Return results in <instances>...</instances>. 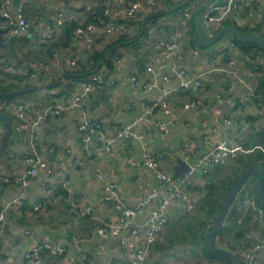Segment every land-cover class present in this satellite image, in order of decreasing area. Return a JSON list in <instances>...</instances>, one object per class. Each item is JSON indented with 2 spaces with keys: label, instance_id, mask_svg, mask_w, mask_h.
I'll return each mask as SVG.
<instances>
[{
  "label": "crops",
  "instance_id": "0c3cea01",
  "mask_svg": "<svg viewBox=\"0 0 264 264\" xmlns=\"http://www.w3.org/2000/svg\"><path fill=\"white\" fill-rule=\"evenodd\" d=\"M3 1L0 0V15L3 11L10 16H14L22 2L10 0L2 10ZM208 1L201 0L203 4ZM102 2L110 19L125 20L127 0H30L25 8L28 29L21 35L22 39H13L7 20L0 16V31H4L0 42V82L10 85V92L22 89L28 81L32 86L57 83L55 88L45 87L0 102V113L10 118L13 126L5 155L0 158V186L5 187L0 195V210L22 193V182L27 181L20 205L12 206L6 214L5 232L0 237L4 264H26V252L44 243L59 247L63 253L58 256L45 252L41 264H82L83 259L86 263L93 260L96 264H129L132 253L122 240L130 232L110 235L107 239L97 232L101 222L111 223L118 217L108 201L99 203L107 196L105 187L116 185L125 205L135 207L148 192L164 191L159 188L154 171L142 165L146 151L160 155L159 169L179 179L182 176L176 177L173 169L179 162L193 165L217 144L240 145L247 140L252 127L259 130L264 126V103L259 105L252 100L259 78L257 71L264 64L261 52L244 53L229 37L204 50L190 44L189 38L183 49L160 56L154 47L160 40L170 39L181 14L179 11L164 14L150 23L152 16L164 13L167 8L164 0H156L155 6L145 0L134 21L126 20L132 24L124 35L129 38L137 35L141 22L150 17L147 33L138 44L129 43L113 54L112 69L102 71L103 85L83 101L87 115L101 123V133L85 146L79 130L82 112L68 107L55 114L50 107L58 103L67 106L81 92L84 80L74 81L72 78L76 77L68 71L80 70L81 62L91 65L86 38L98 42L97 49L102 51L119 36H107L106 27L90 30L89 26L87 29L92 33L77 29L67 47H55L49 54L48 46L60 43L63 38L62 26L56 24L59 16L64 23L81 24L86 12L100 7ZM244 13L242 9L226 20L228 25L252 30L264 16V0L256 2L250 14ZM49 22L52 37L44 41ZM68 58L77 61L75 69L67 67ZM176 69H183L187 80L201 72L209 74L202 89L189 86L179 91L183 79L175 75ZM20 75L26 77L23 83L18 80ZM165 76L168 83L164 82ZM134 79L139 85L134 84ZM148 83H155V88H143ZM160 97L169 103L170 113L165 115L160 110L145 113L142 104ZM190 103L195 105L185 108ZM18 104L22 106L25 121L30 126L36 123L33 128L38 134L36 146L47 165L35 177L27 175L29 165L25 160L29 131L15 128ZM257 115H262L260 121L253 124L247 121ZM126 125H132L134 136L117 139L118 131ZM160 125L164 126L163 130ZM0 128L5 131L1 122ZM229 162L226 158L218 171L214 170L215 166L211 175L190 178L185 198L164 211L167 225L149 245L146 264H226L205 256L202 248L194 245V230L198 236L201 231L191 217L205 196L208 180L226 179ZM158 205L157 199L152 200L137 218V224H145L158 211ZM87 207L93 209L92 215L84 216ZM187 215L191 216L186 218ZM222 229L215 238L217 247L236 253L243 264L246 253L254 255L255 264H264V249L254 251L256 245L264 244L262 227L253 211L242 204L240 196Z\"/></svg>",
  "mask_w": 264,
  "mask_h": 264
},
{
  "label": "built area",
  "instance_id": "2783aa9c",
  "mask_svg": "<svg viewBox=\"0 0 264 264\" xmlns=\"http://www.w3.org/2000/svg\"><path fill=\"white\" fill-rule=\"evenodd\" d=\"M30 0H22L16 8L14 16H10L6 12L2 11L0 15L1 18L6 19L7 23L11 28H9V33L11 37H18L25 33L28 29V23L24 16V10L27 3ZM145 0H127V9L125 13L124 21H117L111 19L110 23L105 28V34L107 36H121L126 34L130 29L126 25L127 21H133L138 13L142 10ZM151 6L156 5V0H147ZM180 2L182 0H176ZM261 0H219V6L216 9V13L213 15H207L205 19V27L208 32L212 33L217 31L221 24L226 20L231 18L233 15L241 12L243 9H248V14L253 11V5ZM10 2V0H4L1 8L4 10L5 6ZM105 15L109 16V11H105ZM110 17V16H109ZM193 17V12L191 8L183 10L181 16L178 18L175 29L172 31L170 39L160 40L158 44L154 47L157 54L160 56H165L172 53L175 50L183 49L185 43L190 37L191 31V20ZM63 18L59 16L57 18V26H61L63 23ZM94 29L92 27L89 28ZM47 34L44 37V41L50 40L52 37V29L48 27ZM187 40V41H186ZM87 49H92L93 40L88 37L86 38ZM66 65L69 69L73 70L78 66L75 59H67ZM105 67H102L99 72L92 74L87 77L81 84V92L76 95L69 103L65 106L64 104L58 103L50 107L55 114H61L68 107L77 108L82 112L83 120L79 126L81 132V140L85 146H88L94 137L101 133V123L100 120L94 117H89L86 111L83 109V101L96 87L103 85L104 79L102 76V71ZM175 75L183 79L180 84L179 91L186 90L189 86H193L197 89L203 88V81L208 76L209 72H201L197 75H193L190 79H186L185 71L183 69L173 70ZM164 82L168 83L169 78L167 76L163 77ZM50 78L48 77V81ZM134 84L137 81L133 80ZM155 83H148L143 86L147 90L155 88ZM166 97V96H165ZM165 97L157 98L149 104L143 103L142 108L145 113H153L154 111L160 110L165 115L170 113V106ZM195 103H190L185 105V108L194 106ZM16 109V123L15 128L17 131L23 129H28L29 133L26 136L27 148L25 150V160L29 165V171L27 175L29 177H35L40 171L46 170L47 165L38 152L36 146V140L38 134L33 129L36 123L28 124L25 121L24 112L20 104L15 106ZM160 129L163 130L164 126L160 125ZM5 131L0 128V138L3 137ZM134 133L132 131V125H126L121 130L118 131L117 139H127L133 137ZM137 139H140L137 137ZM106 149H108L106 147ZM243 148L241 145L229 146L223 144H217L215 147L211 148L208 153L202 156L196 163L189 166V171L179 179H175L170 173L164 172L159 169V161L161 159L160 155H154L153 153L146 151L143 154L142 165L146 168L154 171L157 183L160 189H164L163 193L156 190L148 192L144 198L135 206L128 207L123 202L122 198L119 196L117 191V186L114 184H109L105 187L107 196L102 197L99 203H104L105 201H112L115 210L118 212V217L116 221L111 223L101 222L97 230L98 235L102 239H107L110 235H118L124 231H129V235L124 237L122 244L131 251L132 256L130 258L129 264H146L148 256V247L153 243L158 236L161 235L163 230L167 225V218L164 215V211L171 205L182 201L185 198L186 191L185 187L190 178L198 174L206 175L210 173L215 166L223 163L227 157H235L236 155L243 153ZM24 190L22 193L9 203L5 204L0 210V237L4 235L5 224H6V214L7 211L12 206H19L22 198L25 197V190L27 187V181L22 182ZM253 184L248 181L241 191L240 199L242 204L246 205L249 209L253 211L256 221L262 227V241H264V210L257 204L254 199ZM157 199L159 201L158 211H154L150 218L143 225L137 224V218L144 212L146 207L152 200ZM92 208L87 207L83 211V215H92ZM264 249V244L260 243L254 247V251ZM50 253L54 255L61 256L62 249L50 244H39L26 252V264H41V256L45 253ZM85 261L84 259L82 262ZM0 264L3 263V256L0 252ZM87 264H96L93 260H89ZM244 264H255L254 255L251 253L244 254Z\"/></svg>",
  "mask_w": 264,
  "mask_h": 264
},
{
  "label": "trees",
  "instance_id": "16d2710c",
  "mask_svg": "<svg viewBox=\"0 0 264 264\" xmlns=\"http://www.w3.org/2000/svg\"><path fill=\"white\" fill-rule=\"evenodd\" d=\"M174 0H169V2H172ZM206 4H203L201 2V0H195L193 1L189 6L182 8L179 10L180 14H182L183 10L187 9V8H191L192 12H193V17L191 20V31H190V44L194 45L192 37H193V32H194V27H195V19L196 16L200 13V11L204 8ZM219 6V2L218 4L212 8V10L208 13L209 15H213L216 13V9ZM253 7H255V4L253 5ZM105 6L102 2V5L100 7H97L96 9H93L91 11L86 12V17L85 19L81 22V24H78L75 21H67V22H63L62 26V30H63V38L61 40L60 43H51L48 46V50H49V54H51V51L55 48V47H67L70 42H71V38L74 36V32L77 29H81V30H87V32L89 31L87 28L90 26L92 28L95 27H100V28H104L106 27L111 19L109 16L105 15ZM242 14V13H241ZM245 15H248V9H245ZM155 15V14H153ZM158 15V16H157ZM163 12H158L156 13L155 16H152V18L149 20L150 23L155 22L156 20H158L159 17L163 16ZM24 16H25V10H24ZM26 19V16H25ZM27 21V20H26ZM134 21V20H133ZM132 21V22H133ZM132 22H126V25L128 26V28L130 27V25L132 24ZM28 23V22H27ZM229 22L225 21L223 23V26L228 25ZM51 27V23H48ZM135 23H133L134 25ZM147 24V23H146ZM149 24V22H148ZM140 25V24H139ZM234 26V25H233ZM9 28H11V26L8 25V30ZM240 30H245L251 33H255V34H264L263 30H264V16H262L259 24L255 25V27L252 30H248L246 27H237ZM140 29H138V33L139 34ZM88 33H92V32H88ZM147 33V29L145 28V31L143 33V35L141 37H143L145 34ZM89 35V34H88ZM135 35L132 38L126 37V35H122L117 39H114L113 41H111L109 43V45L106 46L105 49H103L102 51H99L97 49V44L98 42H93L92 45V49H88L90 51V56H91V65H84L82 62L79 65L80 68L78 67V69L80 70H76L75 71H68V73H71V75H75L74 77L76 78H72L74 81H83L85 80L87 77H89L90 75H88L87 77L82 78L83 75H86L88 73H91L95 67L100 64L99 66V70H101L102 66H105V69L107 70H111L113 67V63H114V59L112 55L109 59L103 61V59L105 58L107 52L117 43L120 42H127L130 40L135 39V37L137 36ZM22 39L21 35L18 37H13L14 38H19ZM139 39L131 42L129 45H136L139 43ZM232 41L234 43V45L239 48L240 50H242L244 53H248L251 50H257L259 52H261V56L264 58V47H260V46H256V45H252V44H243L239 41H237L236 39L232 38ZM257 51L254 52L255 55H257ZM98 70V72H99ZM258 81L256 84V89L254 92V95L252 97V100L254 103L256 104H262L264 103V64L262 66H259L258 69ZM14 78V77H13ZM24 78L26 77H22L20 75V78L18 79L20 81V83L24 82ZM26 81V80H25ZM12 89V87L10 85H3L2 82H0V93H7L10 92V90ZM14 98H3L0 99V102L5 101V102H9L11 100H13ZM262 115H257L256 117H252L247 119V121L250 124H253L255 122H258L261 120ZM253 129L252 132L249 133L247 140L242 144H240L243 148V153H240L238 155H236L235 157H227L229 162V174L226 176L225 180H213V178H210L208 180V183L206 185V193L205 196L201 199L200 202V206L197 209V212L195 215H193L191 218H193L195 221H197V225L199 227V230L201 231V233L196 234V230L195 231V238H194V245L197 247L202 248V251L204 253L205 256L211 258V259H217L215 256H213L212 254H210L209 252L206 251L205 249V237H206V231L207 233L209 232L213 222L215 221V218L218 214V212L221 209V206L228 194V192L230 191V189L232 188V186L234 185V183L236 182V180L239 178V176L243 173V171L245 169H247L250 166L253 165H262L264 167V126L261 127L259 130L258 129H254L253 127L251 128ZM1 139V138H0ZM218 166H216V168L214 169L215 171H218ZM212 170L210 173H208V175L213 174ZM214 171V172H215ZM207 175V176H208ZM249 181L253 184V190H254V199L257 202V204L264 210V207H262L259 204V201L257 199V195H256V183L254 178H250ZM233 209V208H232ZM231 209V211H232ZM230 211V213H231ZM229 213V215H230ZM191 215H187L186 218H189ZM192 228L190 227L189 230H191ZM164 231V230H163ZM223 229L217 234V236H219L222 233ZM163 233V232H162ZM82 264H87L86 261H83Z\"/></svg>",
  "mask_w": 264,
  "mask_h": 264
},
{
  "label": "water",
  "instance_id": "95a60500",
  "mask_svg": "<svg viewBox=\"0 0 264 264\" xmlns=\"http://www.w3.org/2000/svg\"><path fill=\"white\" fill-rule=\"evenodd\" d=\"M193 1L195 0H182L176 4H172L169 2V0H164L167 9L163 14L167 15L179 11L180 9L189 6ZM218 2L219 0L208 1V3L204 6V8L196 16L195 27L192 37L193 43L196 47L205 50L208 49L209 47L214 46L223 38L229 36L243 44H252V45L264 47V34L251 33L245 30H240L239 28L230 25H225L212 33L208 32L207 28L205 27V19L208 13L212 10L213 7H215L218 4ZM149 18L150 17H146L141 22L139 34L135 37V39L127 42H120L114 45L107 52L103 61L109 59L119 48L140 39L145 31L146 23L149 20ZM3 32L4 31H0V42L2 40ZM100 64H98L91 73L83 75L82 78L87 77L90 74L97 73ZM56 86L57 83L39 84L32 86L31 81H28L22 89L7 93H0V99L15 98L18 96L28 94L33 91H37L45 87L55 88ZM0 122L5 127V133L3 137L0 139V158H2L5 155L7 144L13 134V126L10 118L1 113H0ZM173 169L175 170L176 177H180V176L183 177L189 171V166L186 163L179 162L177 166L173 167ZM250 178H254L255 180L257 199L259 201V204L262 207H264V167L262 165H253L245 169L243 173L239 176V178L236 180V182L228 192L221 206V209L215 218V221L213 222L209 232L205 237L206 251L212 254L213 256H215L218 260L226 264H243V261L236 253L222 247H217L215 245V238L223 228L224 223L228 218L231 209L234 206V203L240 196L244 185L249 181ZM4 189H5L4 186H0V195L4 191ZM108 204L113 205V202L110 200L108 201Z\"/></svg>",
  "mask_w": 264,
  "mask_h": 264
},
{
  "label": "rangeland",
  "instance_id": "374dc122",
  "mask_svg": "<svg viewBox=\"0 0 264 264\" xmlns=\"http://www.w3.org/2000/svg\"><path fill=\"white\" fill-rule=\"evenodd\" d=\"M230 39H232V37L229 36ZM210 48V47H209Z\"/></svg>",
  "mask_w": 264,
  "mask_h": 264
}]
</instances>
